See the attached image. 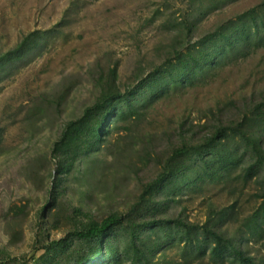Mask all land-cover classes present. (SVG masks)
Segmentation results:
<instances>
[{
	"label": "rangeland",
	"instance_id": "rangeland-1",
	"mask_svg": "<svg viewBox=\"0 0 264 264\" xmlns=\"http://www.w3.org/2000/svg\"><path fill=\"white\" fill-rule=\"evenodd\" d=\"M263 5L0 0V57L44 37L0 72V264H239L231 243L264 264V156L247 140L264 151ZM252 17L260 27L249 32ZM221 26L241 27L247 41L234 37L221 67L184 71L177 55ZM159 68L172 72L168 83H143ZM114 69L123 95L140 89V107L101 139L58 146ZM239 123L248 134L228 128ZM185 146L194 150L175 160ZM171 161L174 173L150 189ZM112 215L123 224L99 243L79 237Z\"/></svg>",
	"mask_w": 264,
	"mask_h": 264
},
{
	"label": "trees",
	"instance_id": "trees-1",
	"mask_svg": "<svg viewBox=\"0 0 264 264\" xmlns=\"http://www.w3.org/2000/svg\"><path fill=\"white\" fill-rule=\"evenodd\" d=\"M252 18V21H254L252 26L247 29L249 32L253 27L259 30L260 25H264V13L260 21L258 20L260 25L257 23V20H255V17ZM240 29L241 27L239 26H234V28L231 29L227 27L223 28L222 26L219 27L214 32V34L209 36L205 41H200L194 45L189 43V53H179L176 57L177 61H183L182 67L184 71H188L189 67L190 69L192 67L194 74H203L206 70L215 66L217 63H220L219 66L221 67L224 63L225 57L230 52V50H227V48L229 49L230 47L235 46V43L241 42L234 39V37L246 35L243 41H247V37L249 35ZM189 33H191L190 25ZM43 39L44 37L36 32L25 37L15 49L0 57V72L16 68L18 64L22 62V60H24L39 47ZM221 40L225 41L226 43L228 40H231V42L228 41V45L226 44L228 47L225 46L224 49H222V44H218ZM161 72H163V68H159L156 74L150 76L146 80H143V83H149L152 81L159 83L161 80H163V82L165 81V83H168L172 72L170 74L167 73V71L163 72V74ZM187 74L188 73H184L180 76L184 77L187 76ZM116 82L117 70L114 69L111 71L109 84L107 86L105 85V87H102L100 99L97 100L93 107L85 111L83 118H81L78 122H72L69 124V127L66 129L58 146L61 148H65L66 146L70 147L75 143V140L81 138L83 135H89V137L101 139L102 135L108 126H110L112 119H114L115 116L119 115V119H122L125 115H127V112L125 111L127 106L132 109L129 112H136V108H139L143 102V99L140 95V89L132 90L127 95H123L119 88L116 87ZM89 121H93V124L90 126V128H88ZM245 127V124L239 123L237 126H230L228 128L233 133L243 132L242 134L244 135L248 134ZM225 131V128H220L219 132L214 137V140L218 138L217 136L223 135ZM247 140L251 146H253V149L258 155L264 156L263 146L258 138H254L253 135L248 134ZM192 150H194L192 146H185L181 149H178L175 151L174 159L176 160L184 158L189 155V152ZM66 166L67 163L62 162L58 172L61 173L63 170H67ZM173 167L174 163L172 164V161L169 162L165 172L161 174V176L152 185H150L149 188L154 189L156 186L163 184L164 181L174 173ZM76 213L79 214V211L77 210ZM122 221L123 218L121 216L112 215L103 220L101 223L95 222L91 223L87 227H84L78 235L86 242L99 243L101 240L111 234L116 227L122 225ZM223 243H227L224 238ZM229 248L230 251H232L231 255L238 260L239 264H257L252 257L246 256L245 253L238 249L235 244L231 243V247ZM221 252L222 251L218 248L215 250V253L219 256L221 255Z\"/></svg>",
	"mask_w": 264,
	"mask_h": 264
}]
</instances>
